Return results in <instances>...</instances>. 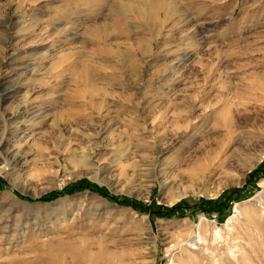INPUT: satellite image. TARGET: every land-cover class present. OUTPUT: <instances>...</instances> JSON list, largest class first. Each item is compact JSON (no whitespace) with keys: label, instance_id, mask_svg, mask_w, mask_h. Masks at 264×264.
<instances>
[{"label":"rangeland","instance_id":"1","mask_svg":"<svg viewBox=\"0 0 264 264\" xmlns=\"http://www.w3.org/2000/svg\"><path fill=\"white\" fill-rule=\"evenodd\" d=\"M0 264H264V0H0Z\"/></svg>","mask_w":264,"mask_h":264},{"label":"trees","instance_id":"2","mask_svg":"<svg viewBox=\"0 0 264 264\" xmlns=\"http://www.w3.org/2000/svg\"><path fill=\"white\" fill-rule=\"evenodd\" d=\"M238 192V189H234V190H232V191H230L229 192V194H236ZM42 200V199H41ZM220 200V199H219ZM118 202H120L121 204H126L127 202L124 200V199H120ZM180 205H181V203H178V204H176V205H174L173 207H171L168 211H167V213H163V216H166L167 214H169V213H172V212H174L177 208H179L180 207Z\"/></svg>","mask_w":264,"mask_h":264},{"label":"bare ground","instance_id":"3","mask_svg":"<svg viewBox=\"0 0 264 264\" xmlns=\"http://www.w3.org/2000/svg\"><path fill=\"white\" fill-rule=\"evenodd\" d=\"M217 234H218V232H214V237L216 238L217 237ZM213 237V238H214ZM203 241V239L199 236V242H202ZM204 243H205V241H204Z\"/></svg>","mask_w":264,"mask_h":264}]
</instances>
